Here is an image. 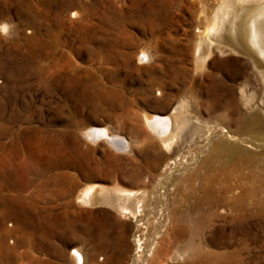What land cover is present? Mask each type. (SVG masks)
Instances as JSON below:
<instances>
[{"label":"rangeland","instance_id":"rangeland-1","mask_svg":"<svg viewBox=\"0 0 264 264\" xmlns=\"http://www.w3.org/2000/svg\"><path fill=\"white\" fill-rule=\"evenodd\" d=\"M222 1L0 0V264L186 263L180 188L199 162L207 171L208 148L192 161L199 130L216 121L241 130L239 87L249 83L248 94L259 82L243 53L214 58V80L194 74ZM182 101L190 121L170 124L179 128L171 154L189 160L167 170L176 186L158 175L171 151L147 119L163 125ZM230 165L209 182L219 193L239 178ZM97 184L146 186L143 214L78 201ZM247 224L218 221L202 247L264 264V230Z\"/></svg>","mask_w":264,"mask_h":264},{"label":"bare ground","instance_id":"bare-ground-1","mask_svg":"<svg viewBox=\"0 0 264 264\" xmlns=\"http://www.w3.org/2000/svg\"><path fill=\"white\" fill-rule=\"evenodd\" d=\"M260 1L262 0L220 2L218 9L209 20L206 35L195 48L194 74L202 79L216 78V73L210 69V62L214 58L231 53H243L247 56L245 58L247 65L251 72L258 76L259 82L248 94L245 93L244 88L248 87L250 90L249 83L239 87V99L236 100H239L238 103L245 111L248 110L244 114L241 130L240 128L236 131L230 130L231 128L225 129L217 121L213 124L206 122L199 130L198 135L204 137L205 143L199 145L192 161L198 160L200 153L208 148L209 151H206L202 164L207 171L201 173L202 166L199 162L196 169L194 168L193 172L181 180L183 185L180 188L183 195L180 197L184 201L180 217H182V233L185 235L186 244L180 255L186 259L185 264H234L237 253L226 251L216 254L202 247L207 241L206 232L214 229L220 220L235 227H244L245 223L249 226L251 222H256L264 230V4ZM202 42L205 45H202ZM183 105V101L180 102L163 125H159L147 116L156 137L161 139L168 152L171 151L158 175L165 176L168 183L171 180L176 186L180 182L173 180L171 174L170 176L167 174V170L170 169L171 164L181 169L182 164L188 162L189 154L180 151L172 155L173 146L179 138V128L176 131L173 127L172 131L170 124L174 121L176 127L183 128L190 121L188 110L182 107ZM249 147L259 148V153L250 152ZM231 163L238 169L239 178L234 183L226 185L224 193H219L212 182L215 181L217 173H220L221 169H227ZM210 181L212 182L209 183ZM145 187L130 189L120 186L109 188L99 184L90 185L80 191L77 199L84 204L108 206L122 218L138 217L143 214V201L150 194ZM220 206L229 210L230 216L218 212ZM154 255V260L159 258L156 256L158 254ZM156 264H163L162 258L158 259Z\"/></svg>","mask_w":264,"mask_h":264}]
</instances>
